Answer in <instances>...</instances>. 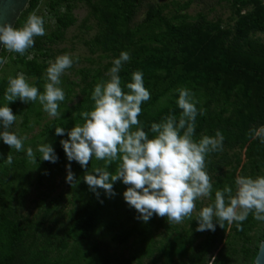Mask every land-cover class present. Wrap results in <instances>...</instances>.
<instances>
[{"label":"trees","instance_id":"trees-1","mask_svg":"<svg viewBox=\"0 0 264 264\" xmlns=\"http://www.w3.org/2000/svg\"><path fill=\"white\" fill-rule=\"evenodd\" d=\"M44 1L32 0L16 28L22 27L29 14L35 12ZM145 1L47 0L46 5L56 22L55 30L43 38H34V47L25 55L13 52L8 56V51L3 49L1 56L20 71L0 78V107L7 103L4 93L8 77H15L20 72L25 74L31 85L44 92L48 68L46 60L50 57L47 46L64 40L66 32L76 25L73 14L76 6L85 4L100 30L91 47L111 54L114 60L119 58L122 51L130 54V60L122 65L119 73L123 90L129 91L126 84L132 82L133 72L143 73L144 86L151 94L150 100L142 104L139 116L146 132L152 123H160L168 115L179 118L182 110L176 103L179 97L176 89L187 88L199 101L193 139L198 141L204 135L214 137L217 130L222 133L223 150L206 157V171L213 183L211 202L208 204L211 205L215 190H222L228 185L235 193L237 175L252 178L264 176V144L259 138L249 136L251 129L264 126V44L252 40L254 34L264 33V0H234L236 23L233 30L227 29L219 21L209 22L204 16L192 19L180 13L166 18L162 14L164 10L153 5H150L144 24L133 26ZM190 6H183L182 10L186 11ZM31 54L33 57L29 59ZM80 72L83 76L81 100L76 104L72 102L74 88L78 86L68 87L65 100L60 102V116L47 122L38 136L24 141V151L17 152L0 139V264H80L89 259L88 255L83 254L84 247L90 246L101 234L111 236L114 242L128 244L136 233L146 235V230L148 234L153 229L156 215L145 225L144 232L130 225L131 218L140 213L125 201L123 194L129 186L122 181L113 184L115 195L111 197L102 188L97 189L98 196L90 189L84 181L85 175H96L93 170L105 166L103 161L94 157L87 167L73 160L75 179L70 185L72 201L80 206L78 216L60 232V238L57 235L58 226L45 227L43 221L22 216L15 207L16 203L19 205L14 200L18 188L14 189L12 185L20 180V174L15 175V172L26 174L28 178L39 172L41 179L42 172L51 177L56 175L58 169L63 170L69 159L61 141L69 139L67 132L76 124L84 123L80 114L93 109L91 94L95 85L109 79L99 71H95L94 75L87 70ZM8 106L17 118H24L22 127L26 131L32 130L29 127L30 117H36L37 125L42 120L44 110L38 101L24 103L17 99L9 102ZM200 109H203L202 113ZM56 127H63L65 134L57 136ZM3 130L0 122V132ZM153 135L149 132V138ZM43 143L51 144L54 148L58 157L55 163L40 158L41 153L37 148ZM28 147L36 149L37 163L29 161ZM235 150L243 151V158L232 155L231 152ZM9 153L13 162L7 165L4 160ZM117 166L118 161L113 162L106 170L115 174ZM20 197H24V194ZM48 199L42 201V207ZM55 201L54 206H48L45 210L46 217L58 212L60 198ZM198 204L199 200L196 206ZM197 217L191 220L186 218L187 227L167 238L158 249L160 256L154 264H177V261L210 264V259L221 248L212 264H227L229 254L224 252V248L233 240L242 243L244 259L254 262L264 241V227L259 226L264 221L249 214L242 222V231L237 229L235 223L228 225L227 222L225 228L217 223L215 231H197ZM158 221L159 226L169 231L176 228L166 217H159ZM96 255V258L88 260V264H109L108 260L104 262L102 255Z\"/></svg>","mask_w":264,"mask_h":264},{"label":"clouds","instance_id":"clouds-1","mask_svg":"<svg viewBox=\"0 0 264 264\" xmlns=\"http://www.w3.org/2000/svg\"><path fill=\"white\" fill-rule=\"evenodd\" d=\"M44 35L45 20L35 12L29 14L20 28L0 22V43L10 53L25 55L34 47V38ZM28 58L31 59V56ZM78 59L76 57V61ZM129 60L130 54L122 51L119 58L113 61L108 74L110 78L97 83L91 94L93 109L80 114L84 123L76 124L68 131L69 139L62 140L61 144L69 161L74 160L82 167H87L93 157L104 162V167L93 170L96 175L89 173L84 177L97 196L98 188L104 189L110 197L115 195L113 184L122 181L129 186L123 194L125 201L140 213L139 218L144 222L157 215L166 217L170 224H180L186 218L192 219L198 200L212 197L213 183L206 171V157L223 150L224 137L217 130L214 137L204 135L198 141L193 139L199 101L187 88L176 89L179 93L176 103L182 110L179 118L168 115L160 123H152L146 132L139 116L142 104L150 100L151 94L144 86L143 73H132V82L126 84L128 92L121 86L119 73L122 65ZM74 62L69 54L49 61L43 93L29 83L23 72L8 77L4 93L7 103L0 107V122L4 128L0 139L5 144L20 152L25 150L24 141L27 139L10 131L17 115L8 103L17 99L24 103L38 101L50 117H59L60 102L66 98L60 87L61 77ZM7 63L8 59L0 56V67ZM199 111L202 113L203 109ZM149 132L154 134L152 138H149ZM55 133L63 136L65 129L56 127ZM249 136L259 138L264 144V126L251 129ZM37 151L43 161L55 163L58 160L51 144H40ZM26 152L29 161L37 163L33 149L28 147ZM117 161L115 174L106 170ZM12 162L13 157L9 153L4 163L10 165ZM74 179L69 165L67 182L72 183ZM235 186V193L228 185L222 190H215L214 203L204 206L196 218L199 225L197 231H215L217 223L225 228V222L228 225L235 223L242 231V222L249 214L264 221V176L237 175Z\"/></svg>","mask_w":264,"mask_h":264},{"label":"rangeland","instance_id":"rangeland-1","mask_svg":"<svg viewBox=\"0 0 264 264\" xmlns=\"http://www.w3.org/2000/svg\"><path fill=\"white\" fill-rule=\"evenodd\" d=\"M96 1V0H94ZM234 0H146L140 9L139 14H137L136 19L133 22V26L143 25L146 20L147 14L149 12L150 5L158 8H162L163 16L166 18H172L180 13L188 15L192 19L199 16H204L209 22H220L227 29H234L236 18L235 11L233 7ZM47 0L35 11L39 16H42L45 20V30L46 35H49L55 30L56 22L49 12L47 7ZM191 4L189 9L186 11L182 10L183 6ZM76 18V25L70 28L65 35L63 41L58 42L53 45H48L47 49L50 48V57L46 60L49 66V61H55L57 56L69 54L74 59V64L71 68L67 69L65 74L61 77L60 87L66 92L68 87H75V94L72 97L75 104L78 103L81 98V88H83L82 79L83 76L80 71L87 70L91 75L95 74V71H99L104 74L107 78L109 77V70L113 66V57L111 54H104L91 47V43L99 33V27L97 21L91 15L89 8L85 4H78L73 12ZM224 27V28H225ZM147 29V28H146ZM147 32V30H146ZM145 34V31H144ZM44 35V36H46ZM44 36H37L43 38ZM35 37V38H37ZM253 41H259L264 44V33H256L252 36ZM13 52H8V56H11ZM33 54H31V58ZM78 57V61H76ZM19 72L20 69L13 63L5 64L0 67V78L4 77L8 73ZM40 105V104H39ZM43 109V106L40 105ZM29 127L32 129L30 132L23 129L22 124L24 122L23 117H18L16 122L13 124L10 131L15 132L17 135L27 139L25 141L32 140L38 136L44 125L47 122L55 119L50 117L45 111L42 114V120L39 125L35 123L36 117H30ZM36 152V149H33ZM243 158L244 152L240 150H235L231 152ZM70 170L74 174V164L73 161H69L65 164L64 169H58L56 175L49 177L48 174L42 172L43 176L39 178V172H36L31 178L28 176L20 174V180L14 183L13 188H18L14 194V200H16V209L20 215L27 217L29 219H36L44 222L45 227L58 226V238H60L61 231L66 228L70 221L78 216L79 204L75 205L72 201L71 193V183L67 182V175ZM62 166V165H61ZM24 194V197H20ZM20 195V196H19ZM46 200L44 207H42V201ZM60 198V207L58 212L53 213L52 216L46 217L44 214L48 206H54L55 200ZM62 198V201H61ZM211 202L210 199L199 200L198 206L193 213L192 217L199 215L200 210L204 206H208ZM140 214L136 217L131 218L130 225L134 229H138L140 232L146 230L145 225L148 222H144L139 218ZM159 216L154 217L153 229L149 230L146 235H141V233H136L128 244H122V242H114L111 236H104V234L99 235L95 241L91 243L90 246H85L83 249V254L89 256V259L82 261L80 264H88V260L93 257L96 258V254L104 257V262L109 261V264H154L160 256L158 249L167 240L169 236H175L177 232H182L187 227V222L184 221L180 224H174L176 226L173 231H169L166 228L159 226L158 224ZM261 228L264 227V222L259 224ZM174 228V227H173ZM228 255L227 264H253L249 260H245L241 252L242 243L238 240H233L231 244L224 248ZM215 253V259L218 256L219 251ZM68 253V252H67ZM213 257L210 259V264L214 262ZM177 264H187L177 261Z\"/></svg>","mask_w":264,"mask_h":264},{"label":"water","instance_id":"water-1","mask_svg":"<svg viewBox=\"0 0 264 264\" xmlns=\"http://www.w3.org/2000/svg\"><path fill=\"white\" fill-rule=\"evenodd\" d=\"M31 1L32 0H0V22L11 23L13 27H16ZM3 49V44L0 43V56ZM253 264H264V241L261 243L258 256Z\"/></svg>","mask_w":264,"mask_h":264}]
</instances>
